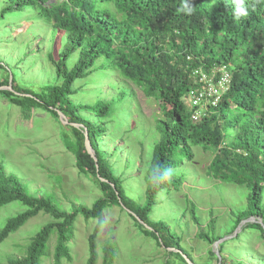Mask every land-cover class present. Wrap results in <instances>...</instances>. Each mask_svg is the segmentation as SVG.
Here are the masks:
<instances>
[{"label":"trees","instance_id":"trees-1","mask_svg":"<svg viewBox=\"0 0 264 264\" xmlns=\"http://www.w3.org/2000/svg\"><path fill=\"white\" fill-rule=\"evenodd\" d=\"M188 2L193 7L191 15L179 11L182 0H0V28L9 17L27 11L66 34V43L56 57L52 52L46 55L54 69L55 84L43 85L34 92L15 85L12 78L10 90L6 89L7 76L0 81V96L17 106L24 118L39 109L57 122L60 112L69 123L80 125H62L67 132L62 131L60 136L73 155L78 172L92 178L100 193L91 207L78 205L67 212L51 194H29L17 176L0 165V210L12 203L21 208L0 227V244L33 217L45 214L50 219L31 238L23 256H5L0 264H40L52 234L56 236L54 264H59L61 258L69 260L67 240L77 215L98 220L88 236L89 256L85 263L96 264L95 239L102 211L113 206L125 211L143 236L152 238L168 255L187 264V256L178 251V243L169 237L164 224L151 221L149 214L156 196L170 181L167 177L154 183L153 177L173 168L177 153L190 161L192 146L212 153L208 176L244 188L245 206L230 212L232 226L227 235L245 222L242 231L256 230L264 239V0H244L247 15L239 19L233 16V0ZM73 53H78L77 59L69 67ZM110 73L122 83L115 95L105 100L97 98L94 105L72 100L85 85H90L93 94L99 92L97 81L105 80ZM201 73L208 79L212 75L217 89L220 88L216 83L223 74L229 78L218 103L193 122L192 111L183 99L191 89L200 88ZM78 81L85 82L78 88ZM124 86L128 93L135 95L132 88H137L153 99L160 114L156 121L160 140L153 146L147 163L142 204L125 194L121 179L114 174L102 150L101 138L106 136L116 111L114 102L121 103L127 93ZM84 129L95 160L85 149ZM108 136L111 139V133ZM114 151L112 147L110 153ZM173 181L181 183L176 177ZM187 203L192 220L198 223L194 204L188 200ZM250 218L259 222L247 221ZM213 224L211 220L209 225ZM196 237L209 245L221 238L205 231L197 232ZM240 237L237 234L229 240L238 241ZM224 245L225 241L217 247L220 257H215L216 264H226L221 256ZM247 246L246 243L242 248ZM245 252L253 250L247 248ZM102 257V264L112 263L110 244L102 248Z\"/></svg>","mask_w":264,"mask_h":264},{"label":"rangeland","instance_id":"rangeland-1","mask_svg":"<svg viewBox=\"0 0 264 264\" xmlns=\"http://www.w3.org/2000/svg\"><path fill=\"white\" fill-rule=\"evenodd\" d=\"M3 25L0 28V81L8 76L10 82L13 78L15 85L34 92L43 85L55 84L54 69L46 55L52 52L56 57L66 43V34L54 30L27 11L9 17ZM77 55L73 53L70 56L69 67L76 61ZM84 82L75 84L78 87ZM97 83L99 92L93 94L90 85H85L72 100L94 105L97 98L105 100L115 95L122 85L120 78L111 73ZM113 84L115 87H111ZM124 88L127 91L125 98L121 103L114 102L113 122L108 124L106 136L101 138L102 150L114 174L121 179L125 194L135 203L142 204L147 163L153 146L160 140L156 126L160 114L153 99L137 88H132L135 95ZM63 126L59 119L57 122L39 109L32 111L30 118H24L17 106L0 96V165L7 173L17 176L29 194L36 197L51 194L62 210L70 212L78 205L91 207L100 193L93 179L76 169L75 159L60 136L62 131L67 132ZM112 147L114 154L110 153ZM191 152L190 161L183 154L174 156L175 165L171 168L169 185L156 196L149 219L164 224L169 237L178 243V251L184 252L192 264H216L215 257L218 260L220 257L217 247L223 241L225 245L221 256L226 259V264L238 261L241 264H264V239L258 231H242L244 222L233 234L227 235L232 226L230 212H237L245 206L244 188L217 182L208 176L207 167L212 158L210 151L192 146ZM175 177L180 179L179 185L173 181ZM187 200L195 206L198 223L192 220ZM262 203L264 205V190ZM20 209L18 203L2 208L0 227L7 217ZM250 219L249 222L255 220ZM48 220L47 215L39 214L9 235L0 244V259L23 256L31 238ZM211 220L213 225H209ZM97 222L96 219L85 220L80 215L76 216L67 240L69 260L61 258L59 264L86 263L89 256L88 236ZM100 224L95 239L96 264H102V248L106 243L111 245L114 254L111 264H184L175 256L168 255L163 246L157 245L152 238L143 236L129 215L118 206L105 208ZM199 231L218 235L222 241L209 245L196 237ZM237 234L242 235L238 241L229 240ZM55 241L56 236L52 234L45 244L40 264H54ZM246 243L248 246L242 248ZM247 248L253 252H245ZM185 255L182 254L184 260ZM185 262L189 264L187 260Z\"/></svg>","mask_w":264,"mask_h":264},{"label":"built area","instance_id":"built-area-1","mask_svg":"<svg viewBox=\"0 0 264 264\" xmlns=\"http://www.w3.org/2000/svg\"><path fill=\"white\" fill-rule=\"evenodd\" d=\"M228 78L226 73L223 74L216 83L220 88L217 89L212 81V75L208 79L205 74L201 73L199 81L202 82V85L200 88L191 89L183 99L188 109L192 111L190 117L193 122L206 115L209 106L214 107L218 103L220 96L227 90Z\"/></svg>","mask_w":264,"mask_h":264},{"label":"clouds","instance_id":"clouds-1","mask_svg":"<svg viewBox=\"0 0 264 264\" xmlns=\"http://www.w3.org/2000/svg\"><path fill=\"white\" fill-rule=\"evenodd\" d=\"M234 8H233V16L236 19H239L243 16L247 15L246 8L243 6L244 0H233ZM179 11L185 13L186 15H191L193 11V7L190 6L188 0H182L181 7ZM172 175V169H165L162 173H157L153 177L154 183H159L164 178H167ZM53 262H54V256H53Z\"/></svg>","mask_w":264,"mask_h":264},{"label":"water","instance_id":"water-1","mask_svg":"<svg viewBox=\"0 0 264 264\" xmlns=\"http://www.w3.org/2000/svg\"><path fill=\"white\" fill-rule=\"evenodd\" d=\"M10 84H11V82L9 81V85L6 87V89H10ZM3 88H4V87H3ZM10 90H11V89H10ZM57 114H58L59 122H60L62 125H69V126H72V127H75V128H79V127H80V125L69 123V122L67 121V119L65 118V116H64L62 113L57 112ZM83 134H84V145H85V149H86L87 153H88L91 157L94 158V156H93V151H92L91 146H90V144H89L88 134H87L86 129L83 130ZM94 160H95V158H94ZM99 179H100L101 181H103L102 178H99ZM252 219H253V218H252ZM250 220H251V219H250ZM247 221H249V219H248ZM254 221H255V220H254ZM252 222H253V221H252ZM221 241H222V240H218V241H216L215 243H219V242H221ZM184 257H185V256H184ZM186 259H187V258H186ZM187 261H188L189 264H192L191 262H189V260H187Z\"/></svg>","mask_w":264,"mask_h":264}]
</instances>
